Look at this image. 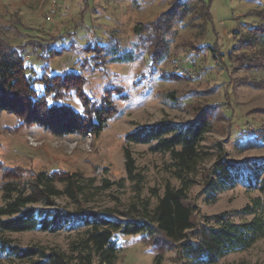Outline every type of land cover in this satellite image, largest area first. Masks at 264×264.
Here are the masks:
<instances>
[{"label":"rangeland","instance_id":"rangeland-1","mask_svg":"<svg viewBox=\"0 0 264 264\" xmlns=\"http://www.w3.org/2000/svg\"><path fill=\"white\" fill-rule=\"evenodd\" d=\"M175 1L0 0V38L20 50L23 48L29 76L39 78L45 67L53 75L67 71L83 75L87 80L83 90L87 98L100 101L107 90L114 89L112 100L117 109L99 137L90 133L57 137L40 125L16 129L18 118L2 112L0 162L28 176L33 172L62 170L96 178L98 185L104 179L112 183L124 180L122 187L114 185L89 201L84 200L83 205L96 211L113 208L128 212L131 206L148 198L152 189L162 194L167 184L180 187V181L173 174L169 154H155L148 145L133 144L130 148L138 171L145 176L138 197L125 170L126 135L139 126L164 120L187 123L200 113L213 111L212 128L201 143L204 158L188 202L194 209L196 222L224 212L230 213L235 223L249 221L252 216L240 211L259 193L250 191L243 181L217 192L214 198L204 191L208 172L221 152L232 163H245L246 173L253 170L254 163L264 164V71L258 57L261 49H238L229 59L238 39L248 34L251 27L264 25V0H193L190 5L193 12L174 24L166 36L168 49L163 61L152 64L149 54L137 50L134 29L141 27L147 37L152 30L146 32L145 28ZM116 42L120 52L138 53L137 60L116 64L103 56L101 49H85L89 44L102 47ZM41 45L55 48L58 56L50 61L38 59L44 54ZM214 47L215 53L211 50ZM251 59L256 61L248 62ZM177 70L180 77L173 76ZM36 88L42 90L43 86L37 84ZM61 99L59 104L83 113L76 93H67ZM57 203L71 211L75 209L64 199ZM3 204L0 193V206ZM83 232L81 227L10 237L24 247L36 243L69 252ZM115 240L119 249L115 264H154L155 254L140 235L116 233ZM176 259L175 251L167 252L162 264H193L190 260ZM257 263H264V239L248 251L224 257L218 264Z\"/></svg>","mask_w":264,"mask_h":264},{"label":"trees","instance_id":"trees-1","mask_svg":"<svg viewBox=\"0 0 264 264\" xmlns=\"http://www.w3.org/2000/svg\"><path fill=\"white\" fill-rule=\"evenodd\" d=\"M192 1L176 0L167 12L145 28L152 30L147 37H144L141 27H135L134 33L138 37L136 48L149 54L152 64L163 61L168 49L166 36L174 24L193 12ZM239 40L229 52V59L230 55H236L238 49L247 51L260 47L258 57L264 71V25L251 27L249 33ZM41 46L39 48L44 54L38 59L50 61L58 56L55 48ZM216 48L211 49L213 53ZM85 49H101L103 56L116 64L135 62L139 56L133 51L120 52L117 42L102 47L96 43L89 44ZM23 53V48L20 50L0 38V113L15 115L19 121L16 129L40 125L57 137L86 136L88 133L99 137L117 113L112 100L116 91L107 90L100 101H91L83 91L87 83L83 75L71 71L53 75L48 67L34 79L28 74ZM219 55L223 56L222 53ZM213 57L217 60L216 55ZM250 61L255 62L256 59ZM173 76L180 77V70ZM37 84H41L43 89L38 90ZM73 92L82 103L83 113L70 105L59 104L62 97ZM212 116L213 111L210 114L205 111L187 123L164 120L139 126L126 135L125 170L127 179L136 187L138 197L145 176L138 171L130 148L133 144L148 145L149 151L155 154H169L173 174L180 181V187L167 184L162 194L158 189H152L148 198L141 199L128 212L113 208L96 211L83 205L84 200L89 201L114 185L122 187L124 180L112 183L104 179L102 185H98L96 178L88 179L82 173L62 170L33 172L28 176L18 168H7L0 162V193L4 202L0 206V264H94L96 261L98 264H115L119 255L116 233L140 235L155 254L154 264H162L165 254L172 251L176 252L177 262L190 260L193 264H218L230 254L250 250L264 239V164L254 163L253 170L246 173L243 169L245 163H232L221 152L207 175L204 191L207 196L214 198L217 192L235 187L240 180L250 191L259 193L240 211L252 216L249 221L235 223L230 213L224 212L204 216L202 221L196 222L194 209L188 202L190 189L204 158L201 143L212 128ZM61 199L75 205V209L71 211L60 206L57 200ZM81 227L83 236L73 243L69 252L36 243L24 247L10 237L12 234L56 233Z\"/></svg>","mask_w":264,"mask_h":264}]
</instances>
